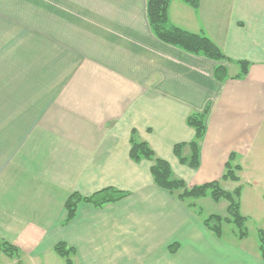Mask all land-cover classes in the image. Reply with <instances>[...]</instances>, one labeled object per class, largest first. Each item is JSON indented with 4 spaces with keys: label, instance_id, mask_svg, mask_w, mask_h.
I'll return each mask as SVG.
<instances>
[{
    "label": "crops",
    "instance_id": "obj_1",
    "mask_svg": "<svg viewBox=\"0 0 264 264\" xmlns=\"http://www.w3.org/2000/svg\"><path fill=\"white\" fill-rule=\"evenodd\" d=\"M146 4L0 0V242L17 248L13 264H60L58 243L74 250L72 264H264L236 246L247 236L216 237L196 216L197 199L159 188L152 161L129 157L132 138L187 188L243 184L264 207V0H199L196 10L170 0L169 24L203 33L232 62L161 42ZM237 61L249 63L240 80ZM217 66L228 80H214ZM204 111L191 169L173 148L190 159L186 120ZM231 155L238 182L221 180ZM107 188L127 196L80 202L63 225L69 196Z\"/></svg>",
    "mask_w": 264,
    "mask_h": 264
},
{
    "label": "trees",
    "instance_id": "obj_2",
    "mask_svg": "<svg viewBox=\"0 0 264 264\" xmlns=\"http://www.w3.org/2000/svg\"><path fill=\"white\" fill-rule=\"evenodd\" d=\"M181 1L189 5L194 10H196L199 6V0ZM169 3L170 0H147V19L151 30L157 39L165 44L178 47L187 53L201 55L212 61L232 62L230 59L226 58L219 48L203 33L191 34L171 26L167 17ZM236 64L239 66V72L235 77H233V79H243L247 75L249 63L246 61H237ZM213 78L218 83L228 80L229 75L226 68L223 66H217L214 69ZM205 116L206 111L202 114L190 115L186 120L187 125L195 130V140L189 144L192 150L190 159L187 161L186 159L181 158L180 152L183 145L178 144L173 148V153L175 157L178 158L179 162L181 164L188 163V166L191 169H196L198 167V142L205 135ZM129 157L135 162L140 161V159L152 161L153 164L150 168V173L155 185L170 193L180 191L178 196L180 200L210 197L214 202H218L220 200L227 201L229 203L227 207L228 217L222 218L218 215H210L202 221L203 225L219 238L222 235V225L225 222L232 223L238 230H241H239L238 234L239 239L246 236V233L241 229L244 226V223H246V218L240 213L238 202L240 196L239 187L235 189L233 194L223 191L218 181L187 188L182 180L172 178L171 170L167 162L155 159L153 153L146 144L137 143L132 138L130 141ZM233 158L234 156L231 155L229 161L225 164V172L221 178L223 181H239L235 175V172L238 171L239 168L238 166L231 165ZM126 196L127 193L117 191L113 188L101 190L89 197H82L74 193L69 196L65 202V218L63 225H66L73 219L76 207L80 202L91 204L94 207H101L105 204L115 203ZM257 238L259 243V252L261 258L264 260V230L257 231ZM173 249L174 248H171L170 251L173 252ZM53 250L55 254L65 260L64 264H72L70 259L74 253L72 248H68L63 243H58L54 246ZM0 252L8 258H13L18 254L17 248L7 242H0Z\"/></svg>",
    "mask_w": 264,
    "mask_h": 264
},
{
    "label": "rangeland",
    "instance_id": "obj_3",
    "mask_svg": "<svg viewBox=\"0 0 264 264\" xmlns=\"http://www.w3.org/2000/svg\"><path fill=\"white\" fill-rule=\"evenodd\" d=\"M24 86H25L24 83L17 84L18 89H25ZM239 185H240L239 187L240 196L238 202L242 203V197H243L244 205L243 208H240V211L246 218V223H244V226L241 229L246 233L247 239L245 242L240 243V241L233 236V233H235L236 236L239 237L238 234L240 229L238 230L234 224L226 223V222L222 225L223 236L224 239H230L232 237L236 238L234 242L239 249L246 251L252 250L254 252L256 251L257 254H259L260 256V253L258 251L259 243L257 239V231L264 230V207L261 206L259 203L261 195H259V193L256 190H254V192L251 193V190L246 188L243 184H239ZM220 187L223 191L231 194H233L235 189L238 188L235 184L232 183H228L227 185L225 184ZM191 202H195V201H191ZM228 205L229 203L225 200L214 202L210 197L197 199L196 206L198 207L197 209L198 215L196 216L199 217L201 220L207 218L210 215H218L222 218H226L228 217L227 215ZM54 256L58 263L64 264L65 261L64 259L58 257V255L55 254ZM9 259L10 258L0 253V264H13L12 261L14 259L17 260L18 257L15 256L13 260L11 259L9 260Z\"/></svg>",
    "mask_w": 264,
    "mask_h": 264
}]
</instances>
